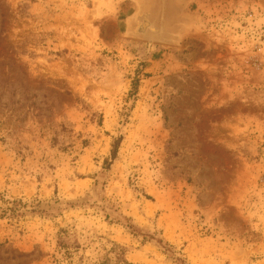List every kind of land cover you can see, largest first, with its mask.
<instances>
[{"label":"rangeland","instance_id":"obj_1","mask_svg":"<svg viewBox=\"0 0 264 264\" xmlns=\"http://www.w3.org/2000/svg\"><path fill=\"white\" fill-rule=\"evenodd\" d=\"M140 3L0 0V264H264V0Z\"/></svg>","mask_w":264,"mask_h":264},{"label":"water","instance_id":"obj_2","mask_svg":"<svg viewBox=\"0 0 264 264\" xmlns=\"http://www.w3.org/2000/svg\"><path fill=\"white\" fill-rule=\"evenodd\" d=\"M180 28L170 0H142L129 34L148 44L169 45L176 39Z\"/></svg>","mask_w":264,"mask_h":264},{"label":"trees","instance_id":"obj_3","mask_svg":"<svg viewBox=\"0 0 264 264\" xmlns=\"http://www.w3.org/2000/svg\"><path fill=\"white\" fill-rule=\"evenodd\" d=\"M113 155H114V151H113ZM121 264H126V261L122 260Z\"/></svg>","mask_w":264,"mask_h":264},{"label":"bare ground","instance_id":"obj_4","mask_svg":"<svg viewBox=\"0 0 264 264\" xmlns=\"http://www.w3.org/2000/svg\"><path fill=\"white\" fill-rule=\"evenodd\" d=\"M188 25V24H187ZM131 28V27H130ZM181 37V36H180Z\"/></svg>","mask_w":264,"mask_h":264}]
</instances>
